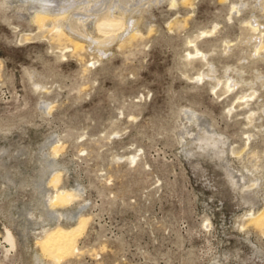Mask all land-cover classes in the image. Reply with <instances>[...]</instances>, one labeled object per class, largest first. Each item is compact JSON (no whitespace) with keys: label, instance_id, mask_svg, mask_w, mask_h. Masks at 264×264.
Returning <instances> with one entry per match:
<instances>
[{"label":"rangeland","instance_id":"1","mask_svg":"<svg viewBox=\"0 0 264 264\" xmlns=\"http://www.w3.org/2000/svg\"><path fill=\"white\" fill-rule=\"evenodd\" d=\"M173 1L0 0V264H264V0ZM78 215L56 263L36 241Z\"/></svg>","mask_w":264,"mask_h":264},{"label":"bare ground","instance_id":"2","mask_svg":"<svg viewBox=\"0 0 264 264\" xmlns=\"http://www.w3.org/2000/svg\"><path fill=\"white\" fill-rule=\"evenodd\" d=\"M171 4H174V1L172 0ZM235 8L233 5L232 9ZM34 20L39 24V27L45 26L47 24L51 25V30L54 32V37L57 36L58 39H66L69 41L70 44L65 46L71 47L73 52H78L81 48V44L78 40L74 38H69L67 34L64 33L62 28L59 26L58 22L62 18L61 13H56L54 15H49L44 11L37 12L33 16ZM34 21V22H35ZM123 18L119 16L112 15L111 12H107L104 16H102L97 24V27L99 31H101L104 34V39H111V36L114 34V31L121 28L123 26ZM251 29L253 31L258 29V26L251 21L248 22ZM127 38L132 39L136 37L137 33L135 28L128 29ZM61 43V42H60ZM66 45V44H65ZM263 45L260 41H258V45L256 46V51L259 49H262ZM80 53V52H79ZM77 55V54H76ZM189 56L196 57L201 55V57H205V54L195 48V52L191 53L188 52ZM200 78V77H199ZM227 85L229 88L233 87L235 83H229L227 82ZM57 146L52 147L53 153H56L58 150ZM134 158V157H133ZM59 180V174L54 171L49 179V184L53 185L55 188V192L52 194H49L47 196L48 204L53 209L54 212L58 214V217H61L63 215L62 212H59L56 210V207H63L68 205L69 203H72L73 201L77 200L80 196L79 192L77 190H66L63 188L57 187V182ZM250 223L257 229L264 231V208L257 213L251 215L249 217ZM88 222V217L84 215H78L76 218L75 223L70 226L66 227L60 224H57L56 226L52 228H48L43 230L42 235L37 239V243L41 246L40 248L43 249V252L45 251L48 255H50L55 262L62 260V257H68L72 255H76L77 253H80V247L77 245V238L80 234H83V230L85 229L86 223ZM81 236V235H80ZM14 236H12L11 232L7 230L6 234L4 235V238L6 241H8L11 246H14ZM45 253V254H46ZM56 262V263H57Z\"/></svg>","mask_w":264,"mask_h":264}]
</instances>
